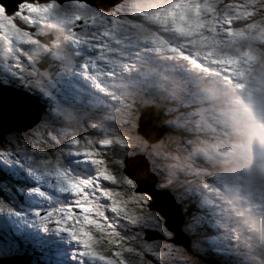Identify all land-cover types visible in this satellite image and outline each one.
Returning <instances> with one entry per match:
<instances>
[{
    "label": "rangeland",
    "instance_id": "obj_1",
    "mask_svg": "<svg viewBox=\"0 0 264 264\" xmlns=\"http://www.w3.org/2000/svg\"><path fill=\"white\" fill-rule=\"evenodd\" d=\"M73 1H76V4L82 2L80 0H69L68 3H65L66 10ZM98 1L101 4H106L110 0ZM168 2L169 0H143L142 3L138 0H123L113 10L109 9L110 11H103L102 9L84 2L81 5L82 7L74 13L80 15L81 19L77 22L70 23V29L68 32L67 30L64 31V33H68L67 37L63 35L61 29L55 28L53 23H41L38 25L36 22L28 24L27 21H24L23 23L29 33L28 36L23 38H6L3 33H0V49L2 48L6 50L7 53H18L23 51L27 54V56L19 57L16 66V71L19 74L18 83L8 84L5 79L3 80V83L6 87L19 89L20 91L25 92L29 98L36 99L42 107L41 120H46V124L49 122L59 124L57 126V131L62 136L70 125L73 127L76 126L75 134L83 136L87 133L84 128L92 125V123L89 122H98V124L94 126V133L98 137L110 138L109 135H115L121 140H126V133H128L131 136H135L136 141L140 140L139 148L141 151L136 155L138 164L134 165L132 162H128L126 168H128L129 171L124 166V179L130 186V193L143 195L145 197V200L142 202L144 211L141 214H135L128 213L124 210H112L111 212H107V216L112 218V213H115V219L120 217L119 227L121 232L124 235L132 236L130 239L131 243L135 245L141 253H145L147 250L153 252L152 255L157 260L161 261L155 262L154 264H207V259H215V261H212L213 264H263L260 261L259 256L262 255L261 251L264 252V250L258 247V254L247 255L245 253V243L239 242L238 244L225 245V252L212 253L210 242L213 240L214 244L216 242V237H218V234L213 229L215 224L214 219L217 218V214L209 213L205 216L204 220H198L197 213L194 215V220L192 221L191 213L187 210L190 204L195 208L197 207L201 210H206L211 206L212 202L202 192H198L195 195V188L192 190L193 188L191 185L194 180L193 178L185 179L179 176L180 174H186V169L175 167L177 168L176 170H170L168 167V164H170L168 161H172L185 163L182 167H190L194 165L196 169L193 171L196 175L198 172L204 173V170L211 171L209 167H206V162L203 164L200 163V159L197 157L198 155L193 153L198 147V144L194 145L186 138H200V141H205L209 136H212L214 138L212 146L220 144L224 145L226 140L222 138L220 139L219 137L227 136L226 131H228L226 124L221 120L222 117L207 114V112L214 111L212 110L213 107L220 105V100L224 97V94H211V91L215 90L211 89V87H208L206 83H202L201 81H197L198 86L194 88V83L190 81L192 72L188 70L187 73V69L184 67L185 64H180L179 66H176L175 64L170 65L171 61H175L176 58L182 59V56H170V59H159L158 62L148 60L145 52H142L139 56L141 74L144 78L155 80L167 73V69L163 64H169V66L174 67L176 71L183 76V80L179 81V83H185L184 90H179L180 97L176 106L169 105L170 110L176 109V116L170 122H162V114L159 110L161 105L159 104L160 99L158 98L160 95L157 94L156 88L149 85V80L142 84L138 79L136 80L135 86H133V84H125L126 88L121 91V95L115 90H113L114 92L112 95V90L108 89L107 97L112 99L109 105L106 103L102 104V109L103 111L105 110L106 117L99 115L89 116L87 113L91 111L93 112V109L96 107L93 104L87 105L88 103H83L90 108L87 110V113L84 109L78 110L79 112L84 113L83 117L76 114V102L74 100L77 97V92H79L77 90L78 85H81L80 87L85 98H90L89 93L93 91V85H86L87 83L81 79H77V76H86L90 80H94L97 78L96 70L99 69L104 62H108L111 68H113L116 59L120 60V64L126 63L128 50L124 54L123 49H127L130 44H133L134 42L137 44V41H143L146 44V39H149L154 43L168 41L172 34H175L174 29H172L170 25H162L143 15L144 11L146 12L154 6L164 5ZM40 3L44 4L47 2ZM58 13L62 15L66 14L59 11ZM56 20L63 25L65 24V22L60 19ZM240 23L242 22H238L237 25L234 26H239ZM92 26H97V28L93 29ZM30 28L32 29L30 30ZM77 31L78 34H75ZM127 34L130 36V42H122V38L126 37ZM91 37L93 38L92 44L89 41ZM182 38L184 39L183 41H194V44L201 45L203 51L209 52V50L213 49V45L198 42L195 38L189 39L183 35ZM84 39H86V41H84ZM249 39L260 40V37L256 38L255 36H250ZM95 41L97 43L96 45H94ZM112 41L120 42V46H114L111 53L106 52L109 43ZM2 42L5 46L1 45ZM80 43L85 44L86 48H84V50L86 49L89 52L92 51L95 46L98 47V50L93 52L94 56L83 54L84 50L83 48H80ZM69 45L70 48L72 47V51L69 50ZM103 45H106L107 47L104 49V52L101 53V47ZM185 45L186 44L183 45L184 49ZM231 45L232 43L224 44L222 47L224 49ZM132 53L134 54V52H131L128 57H130ZM251 53L253 56L252 58L256 57L259 59L261 57L257 52L252 51ZM132 57L134 58L136 56L134 55ZM132 65V63L121 65V70L128 71ZM25 66H30L34 72L31 74L27 73L24 68ZM94 66L96 68H94ZM79 67L91 68L89 76L83 74V71L80 70ZM48 68L51 69V71H48L47 77L43 79L40 72L41 70L46 71ZM250 71L251 73H254L253 70ZM127 76L128 73L124 75V79H126ZM8 79L15 80L16 77H9ZM45 84L50 88L53 87V85L60 87L57 95L50 90L44 91L47 87ZM36 85L41 89H38ZM187 89L190 90L189 94L186 93ZM137 94H139V96H137ZM147 94L151 97L148 98ZM45 97L49 98L54 104L52 107H49V111L47 104L43 101ZM211 100L214 101L213 104L209 102ZM221 104L231 116L240 117L241 109L239 107L234 109L231 105V101L227 97H225L224 102ZM140 108H143L142 115L139 112ZM155 111L158 118L154 113ZM148 113H150L149 117H147ZM25 114L26 117L29 118L27 111ZM183 114H188L194 118H190L189 122H186L185 119L180 117ZM51 115L54 120H50ZM93 118L95 119L92 120ZM135 118L136 120L140 119L141 121L138 122L137 120L136 122ZM167 125H173V129L176 131V134H178L177 138L175 136L167 137V134L164 132ZM46 132V142L42 145L38 143L30 145L28 142H24L23 145L19 142L10 144L4 139L0 142V241L4 243H1L2 249H0V257L16 253L25 257L27 260L32 261L33 264H71V262H73V264H103V261L98 258L83 254L80 243L74 240L70 233L58 225V215L53 214L57 209L73 203L74 201H69V193L72 194V197L75 200L76 195L74 193L68 190L67 192L60 194V190L57 188L58 185L50 186V188L44 189V192L41 193V187L28 188V180L24 179V182V180L18 178L17 175L16 177L24 184L20 185L21 181H19V184H17L18 186H15L12 183L17 180L10 178V173L14 174V172L11 169L10 171L2 169V166L10 163L15 167H19L20 162L21 164L26 165L24 169L29 171L33 176L36 175L37 177H43L44 175H48L49 172L56 173L55 169L57 167L66 170L69 166L71 175L74 177H95L97 169L96 166L91 163V160L85 159L83 154L80 152H74L72 148H69L66 154H60L52 150L48 147V145L52 144L51 139H48V134L54 139L55 137L53 133H50L51 131L49 129H46ZM32 135V133L26 134L27 137H31ZM155 137L161 138L153 140L152 138ZM8 138L10 139V137ZM148 138L153 141L149 142ZM17 139L23 141L21 134L17 136ZM111 139L112 143L109 144L107 148L110 146L123 148V144L113 137H111ZM175 139L177 142L184 144V146L187 147V151L182 147H179L173 154L164 153V150L171 148L172 140ZM67 145H71V142L68 141ZM147 151L152 158L162 156L155 160L153 165L150 163V160L149 169L153 177L156 178L158 184L170 187L175 194L176 201L180 205L181 213H183L185 218L181 230L184 234L183 236L190 239V244L192 241L190 251H192L193 254H183L175 251L174 257L171 258L167 255L165 248L169 245L168 242L173 244L171 239L174 237V233L168 230L164 225L165 218L163 216L148 208L147 204L150 201L149 195L142 192H133L134 185L132 182L136 183V178L133 176L137 174V171L142 169L144 166L143 163H145L138 158V155H143L146 158ZM205 155L206 159L215 160L214 162L223 160L213 150H208ZM243 158L244 157H240L239 155L240 161L243 162ZM123 159V155L119 152L115 155L114 161L109 159L112 164L115 165L116 176H118L117 171L121 170L119 167L116 168V164H122ZM42 161H51L52 164L47 166L42 164ZM84 161L90 162L87 166L80 167L79 164H82ZM201 161L203 160L201 159ZM258 161L259 158L255 162L249 177H244V179L239 178L236 181L234 195L237 203L240 201V194L243 188L250 180L255 182ZM36 163H40L43 172L38 171L34 167L36 166ZM29 164H31V166H28ZM6 166L9 168V165ZM199 166H201V169H198L197 171ZM21 167H23V165ZM217 168L218 169H214L213 171L216 172L220 169V167ZM25 170L24 172H26ZM18 172L22 174L20 169H18ZM130 172L134 179L132 177V179L130 178ZM195 173H191V176L195 175ZM260 173L262 175V180L257 187L260 190L259 194L264 197V172L260 171ZM55 180H50L49 182L54 183ZM108 183L109 181L101 180V185L103 187L117 189L115 186L110 187ZM193 184V187L199 185H195V182ZM157 196L160 199L157 204L165 207L163 202L164 198L161 194ZM200 201L203 205L199 203ZM31 202L35 203L34 206L31 205ZM100 203L104 205L105 208H109V201L106 198L101 197ZM146 206L153 214V217L150 220H148L147 214L151 215V213L147 212ZM49 209L51 212H49ZM142 215L146 216L143 217ZM129 219L133 220L130 222L131 224L127 222ZM250 219L253 220V216H251ZM123 225H132L133 228H125ZM147 226L159 227L162 236L157 235L156 238L153 237V233L146 230ZM248 230L251 231V225L246 230L242 231L241 234H243V236L246 235ZM115 233L118 235L117 230ZM190 233L195 234L193 237L194 240H191L189 237ZM96 235L99 234L97 233ZM259 235L264 237V230L259 233ZM251 236V232H249V238H251ZM177 244V246L184 249L183 244ZM205 245H207V249ZM43 251L45 252L44 254ZM28 252L31 254L35 253L36 257L32 258V255ZM67 253H69L70 256H68ZM105 254L110 253L105 252ZM126 255L132 263L152 264L150 259L147 260L148 262L137 260V257L139 256L134 252Z\"/></svg>",
    "mask_w": 264,
    "mask_h": 264
},
{
    "label": "snow or ice",
    "instance_id": "obj_2",
    "mask_svg": "<svg viewBox=\"0 0 264 264\" xmlns=\"http://www.w3.org/2000/svg\"><path fill=\"white\" fill-rule=\"evenodd\" d=\"M143 15L162 25H170L189 39L195 38L198 42L213 46L234 43L247 36H264V0H169L167 4L154 6ZM36 16L62 18L56 16L55 0H48L44 4L39 0H18L12 11L0 3V33L6 38L26 37L29 33L23 22L31 24ZM67 19L74 23L81 17L72 14ZM238 22L242 23L234 26ZM106 47L103 45L101 51ZM71 143L76 145V150L85 159L96 165L97 171L94 178H80L59 167L55 169L76 195L73 203L53 213L58 215V225L80 243L83 254L96 257L103 264H132L126 254L134 250L112 229L100 198H106L108 207L113 210L141 214L145 197L101 185V180L113 184L117 180L115 167L106 156L111 138L85 137L82 140L73 139ZM41 163L47 166L52 164L51 161Z\"/></svg>",
    "mask_w": 264,
    "mask_h": 264
},
{
    "label": "water",
    "instance_id": "obj_3",
    "mask_svg": "<svg viewBox=\"0 0 264 264\" xmlns=\"http://www.w3.org/2000/svg\"><path fill=\"white\" fill-rule=\"evenodd\" d=\"M41 1V0H40ZM69 1V0H61ZM93 5L95 7L101 8L103 10L109 9L113 5L118 4L122 0H110L106 4H101L98 0H82ZM18 0H16V3ZM13 3V5H16ZM142 7V6H141ZM145 12V11H144ZM154 25V23H153ZM247 36L242 39H238V42L245 52H264V36L260 37V40L249 39ZM213 50L216 53H221L224 49L222 46H213ZM247 54V53H246ZM24 112L19 104L15 103L12 99L8 97L6 88L0 86V138L5 137L4 135L11 132L12 130H18L25 128L29 122L25 119ZM142 161H144L142 159ZM144 166L141 170L137 171V174L133 176L136 178V185L133 192L146 193L150 197V201L147 206L150 210L158 212L161 216L165 218L164 225L166 228L174 233V237L171 239L173 243H181L186 248L190 246V239L183 236L182 225L184 217L181 213L180 205L176 201L175 194L171 191L168 186H162L156 182V178L153 177L149 172L148 162L143 163ZM144 169V170H143ZM145 178V179H144ZM155 182V183H154ZM164 198L165 207L159 206L160 195ZM162 236L158 232H153V237ZM0 264H32L23 256L13 257L0 261Z\"/></svg>",
    "mask_w": 264,
    "mask_h": 264
},
{
    "label": "bare ground",
    "instance_id": "obj_4",
    "mask_svg": "<svg viewBox=\"0 0 264 264\" xmlns=\"http://www.w3.org/2000/svg\"><path fill=\"white\" fill-rule=\"evenodd\" d=\"M80 1H82V0H80ZM139 1H142V0H139ZM39 2H48V0H41V1H39ZM0 3H4L6 6H7V8L9 9V11H11V8H10V5H12L13 3H16V0H2V1H0ZM56 16H59V17H62L60 20H62V21H64L65 22V24H70V22L68 21V17H69V15L68 14H65V15H62V14H60V13H58V11H56ZM54 19L56 20L57 18H55L54 17ZM57 21V20H56ZM59 23V26L60 27H62L63 26V24H61L60 22H58ZM98 26H100V25H98ZM106 26V25H105ZM69 28H70V26H69ZM92 28L93 29H96L97 28V26H92ZM75 34H78V31L75 33ZM140 39H141V37H140ZM92 40H93V38L91 37V39L89 40L90 41V43L92 44ZM84 41H86V39H84ZM137 41V40H136ZM122 42H130V36H129V34H127V36L126 37H123L122 38ZM97 43H96V41H95V44L94 45H96ZM1 45L2 46H5V44L2 42L1 43ZM131 45V44H130ZM79 46H80V48H83V50H84V48H86V45L85 44H83V43H80L79 44ZM114 46L116 47V46H120V42H114V41H112L111 43H109V45H108V48H107V50H106V52H112L113 51V49H114ZM138 46V47H137ZM186 46V45H185ZM143 47V44H142V42L141 41H137V45H132L131 47H128V49H123V51H125V52H127V50L129 51V53H131V52H133L132 50H134V49H141ZM69 50L70 51H72V47L70 48V45H69ZM186 49V48H185ZM97 51L98 50V47H94V49L92 50V51H87L86 49L84 50V52H83V54H90L91 56H94V54H93V52L94 51ZM104 52V51H103ZM103 52H101V53H103ZM142 52H146L145 51V49H143V51ZM99 54V53H98ZM125 54V53H124ZM133 54V53H132ZM86 56V55H85ZM171 57H167L165 60H167V59H170ZM174 58V57H173ZM94 59V58H93ZM177 59V58H176ZM85 60V59H84ZM95 61V60H94ZM100 61V60H99ZM84 62V61H83ZM104 62V61H103ZM85 64V63H84ZM118 64V63H117ZM149 64V63H148ZM80 65V64H79ZM82 65V64H81ZM86 65V64H85ZM179 66V65H178ZM91 67V66H90ZM181 67V66H180ZM185 67V66H184ZM80 68V67H79ZM94 68H96L95 66H94ZM93 68V69H94ZM98 68V67H97ZM49 69V68H48ZM91 68H80V70H82L83 71V74H85V75H88L89 76V73L91 72V70H90ZM179 69V68H178ZM47 70V69H46ZM123 70V69H122ZM187 73H188V70H187ZM92 77V76H91ZM96 77V76H95ZM95 77H93V78H95ZM77 79H81V80H83V81H85L87 84L86 85H94V83H96V79H94V80H90L88 77H86V76H81V77H79V76H77ZM92 79V78H91ZM189 80V79H188ZM83 84V83H82ZM93 87V86H92ZM6 88V91H7V94H8V97L10 98V99H12L15 103H17V104H19L20 106H21V108H22V111L24 112V115L26 116V111H27V113H28V116H29V118H34V119H41L42 118V107L40 106L41 104L36 100V99H33V98H29L28 96H27V94L25 93V92H22V91H20L19 89H14V88H12V87H5ZM89 89V88H88ZM71 90V89H70ZM87 92V91H86ZM141 115H142V111H141ZM52 116V115H51ZM142 117V116H141ZM50 120H54L53 119V117H50ZM2 141V138H0V142ZM73 155V154H72ZM75 155V154H74ZM79 157V156H78ZM79 160V159H78ZM209 160H212V159H209ZM20 161V160H19ZM77 161V160H76ZM80 161V160H79ZM82 161V160H81ZM11 164V163H10ZM10 164H5V166H2V169H4V170H6V171H10V169L14 172V174H15V176L17 175V173L16 172H18L17 170L18 169H24V167L26 166V165H24V164H21L20 162H19V167H15L14 165H12L11 164V168H10ZM6 165H9V168H8V166H6ZM23 165V167H21ZM28 166H31V164H29ZM38 171H40V172H43V170H42V168H41V165H40V163H36V166H34ZM215 168H217V167H214V169ZM214 169H211V171H213ZM218 169V168H217ZM25 170V169H24ZM26 172H27V175H26V180H28V188H38V187H41V193H43L44 192V189H48V188H50V186H52L53 185V183H50L49 181L50 180H48V175H44L43 177L42 176H33L32 174H30V172L29 171H27V170H25ZM214 172V171H213ZM33 173V172H32ZM19 175H22L20 172L18 173ZM18 176V175H17ZM59 176L60 175H58V177L56 178V180L55 181H57L58 180V178H59ZM61 177V176H60ZM18 178H20L19 176H18ZM54 181V182H55ZM15 186H18V185H15ZM34 204L35 203H32L31 202V205L32 206H34ZM106 216H107V212H106ZM107 218H108V221H110L111 220V218L110 217H108L107 216ZM112 218L113 219H115V213H112ZM249 231V230H248ZM210 234H212V233H210ZM53 251H55V250H53ZM45 252L43 251V254H44ZM67 255L68 256H70V254L69 253H67ZM205 259V258H204ZM68 260V259H67ZM69 260H72V259H69ZM206 260V259H205ZM78 261V260H77ZM71 262V261H70ZM40 264H42V263H40ZM71 264H73V262H71Z\"/></svg>",
    "mask_w": 264,
    "mask_h": 264
},
{
    "label": "clouds",
    "instance_id": "obj_5",
    "mask_svg": "<svg viewBox=\"0 0 264 264\" xmlns=\"http://www.w3.org/2000/svg\"><path fill=\"white\" fill-rule=\"evenodd\" d=\"M55 3L57 11L62 12L63 9L66 10L63 7V1L55 0ZM118 4L113 5L109 9L113 10ZM109 9H105V11H110ZM66 11L69 15L76 12V10L72 12L69 9ZM159 103L163 102L160 100ZM149 116L150 114L148 113L147 117ZM180 117L185 119L186 122L190 119L188 114H183ZM237 131L243 137L248 149L253 155L259 158L260 166L264 168V93H257L245 97L238 120Z\"/></svg>",
    "mask_w": 264,
    "mask_h": 264
},
{
    "label": "trees",
    "instance_id": "obj_6",
    "mask_svg": "<svg viewBox=\"0 0 264 264\" xmlns=\"http://www.w3.org/2000/svg\"><path fill=\"white\" fill-rule=\"evenodd\" d=\"M77 11V10H76ZM48 71H51V69H47L46 70V73H48ZM46 104V103H45ZM46 108V107H45ZM50 117H52V116H50ZM54 119V118H53ZM141 121V120H140ZM140 121H138V122H140ZM115 152V153H114ZM120 153V152H122V153H125V151L124 150H115V149H108L107 150V153H106V156H107V158H109V159H114V157H115V155L117 154V153ZM128 158H130V157H127L126 159H128ZM151 158H152V156H151ZM150 159V158H149ZM215 160H209V159H206V167L208 168H210V169H214V167H218L217 166V161L216 162H214ZM115 166V165H114ZM118 166H116V168H117ZM122 167V169H123V171H124V165H122L121 166ZM120 168V167H119ZM215 169H217V168H215ZM21 170V172H22V176L26 179V175H27V173L26 172H24V170H22V169H20ZM18 171V170H17ZM116 171V170H115ZM117 172H120V171H117ZM189 208H187V210H188ZM151 227V226H150ZM193 237V236H192ZM29 253V252H28ZM29 254H31V253H29ZM32 255V258H34V257H36V254L35 253H33V254H31ZM37 255H39V254H37ZM212 261H215V259H207L206 260V262H207V264H213L212 263Z\"/></svg>",
    "mask_w": 264,
    "mask_h": 264
},
{
    "label": "flooded vegetation",
    "instance_id": "obj_7",
    "mask_svg": "<svg viewBox=\"0 0 264 264\" xmlns=\"http://www.w3.org/2000/svg\"><path fill=\"white\" fill-rule=\"evenodd\" d=\"M185 48L187 47V46H184ZM188 52V49L186 48V53Z\"/></svg>",
    "mask_w": 264,
    "mask_h": 264
}]
</instances>
